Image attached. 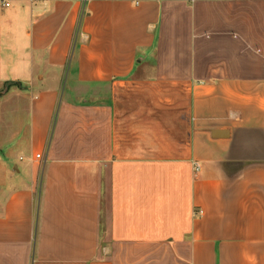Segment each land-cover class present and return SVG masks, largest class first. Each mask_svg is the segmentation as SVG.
I'll use <instances>...</instances> for the list:
<instances>
[{
    "label": "crops",
    "instance_id": "obj_1",
    "mask_svg": "<svg viewBox=\"0 0 264 264\" xmlns=\"http://www.w3.org/2000/svg\"><path fill=\"white\" fill-rule=\"evenodd\" d=\"M9 1L0 264H264V0Z\"/></svg>",
    "mask_w": 264,
    "mask_h": 264
},
{
    "label": "built area",
    "instance_id": "obj_2",
    "mask_svg": "<svg viewBox=\"0 0 264 264\" xmlns=\"http://www.w3.org/2000/svg\"><path fill=\"white\" fill-rule=\"evenodd\" d=\"M11 6V2L9 0H0V8H7ZM38 157H41V155H38ZM200 169V165L196 164V170L198 171Z\"/></svg>",
    "mask_w": 264,
    "mask_h": 264
},
{
    "label": "rangeland",
    "instance_id": "obj_3",
    "mask_svg": "<svg viewBox=\"0 0 264 264\" xmlns=\"http://www.w3.org/2000/svg\"><path fill=\"white\" fill-rule=\"evenodd\" d=\"M22 114H25V113L22 112Z\"/></svg>",
    "mask_w": 264,
    "mask_h": 264
}]
</instances>
